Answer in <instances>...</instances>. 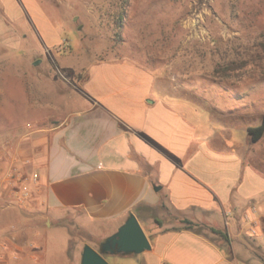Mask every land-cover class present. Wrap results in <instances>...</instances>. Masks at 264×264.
<instances>
[{
	"label": "crops",
	"instance_id": "crops-1",
	"mask_svg": "<svg viewBox=\"0 0 264 264\" xmlns=\"http://www.w3.org/2000/svg\"><path fill=\"white\" fill-rule=\"evenodd\" d=\"M32 2L0 0V7L14 18V7L28 13ZM145 64L130 57L91 62L76 88L83 107L56 126L26 134V158L18 164H29L37 181L30 184L27 210L15 219L20 225L12 222L0 234L4 264H42L45 230L68 215L98 250L129 214L146 226L151 247L105 254L109 264H264V239H258L264 237V135L253 142L245 123L244 144L238 143L228 116L214 121L190 110L179 94L171 101L181 84ZM254 144L260 153L252 151ZM252 205L254 233L243 218ZM175 217L220 230L226 240L168 225ZM18 231L30 236L21 247Z\"/></svg>",
	"mask_w": 264,
	"mask_h": 264
},
{
	"label": "rangeland",
	"instance_id": "rangeland-1",
	"mask_svg": "<svg viewBox=\"0 0 264 264\" xmlns=\"http://www.w3.org/2000/svg\"><path fill=\"white\" fill-rule=\"evenodd\" d=\"M32 4L28 13L14 7L18 13L14 18L3 15L0 7V176L11 163L18 173L31 174L29 164H18L26 158V134L56 126L67 113L83 107L76 88L96 60L130 57L164 69L158 76L167 74L172 84H181L170 100H177L178 94L187 97L190 110L212 114L214 121L228 116L238 143L244 144L245 123H260L264 0H34ZM252 151L260 148L254 144ZM8 193L0 185V234L12 222L20 225L15 219L27 210ZM168 225L183 224L175 217ZM202 232L215 238L208 229ZM24 233L15 234L20 247L30 237ZM43 236L42 264H76L82 245L96 242L72 215Z\"/></svg>",
	"mask_w": 264,
	"mask_h": 264
},
{
	"label": "water",
	"instance_id": "water-1",
	"mask_svg": "<svg viewBox=\"0 0 264 264\" xmlns=\"http://www.w3.org/2000/svg\"><path fill=\"white\" fill-rule=\"evenodd\" d=\"M159 188L154 187L155 190ZM150 247L148 237L137 217L129 214L117 230L100 243L98 250L88 244L83 245L80 264H108L105 254H139Z\"/></svg>",
	"mask_w": 264,
	"mask_h": 264
},
{
	"label": "built area",
	"instance_id": "built-area-1",
	"mask_svg": "<svg viewBox=\"0 0 264 264\" xmlns=\"http://www.w3.org/2000/svg\"><path fill=\"white\" fill-rule=\"evenodd\" d=\"M12 165L13 164L11 163L10 166H8V168L2 173V175L0 176V182L1 185H3L5 189H7L9 195H11V198L15 200L20 206L26 208L28 206L27 202L30 199V184L36 183L37 175L35 173L23 175L21 173H18L16 168ZM254 212L255 207L252 205L249 207L248 211L243 213V218L250 224V231L252 233L255 232L256 224L252 220L250 213ZM29 247L35 249V246L33 244H29ZM2 248L6 249V243L2 245ZM4 260L5 258L3 256H0V264H4Z\"/></svg>",
	"mask_w": 264,
	"mask_h": 264
},
{
	"label": "trees",
	"instance_id": "trees-1",
	"mask_svg": "<svg viewBox=\"0 0 264 264\" xmlns=\"http://www.w3.org/2000/svg\"><path fill=\"white\" fill-rule=\"evenodd\" d=\"M247 133L253 142L258 141L264 135V114L262 115L261 121L258 125L249 126L247 128ZM181 223L183 225L179 228L190 229V230H195V231H199V232L202 231L201 226L194 224L187 219L181 220ZM209 231L212 234L218 235L220 238H223L226 240V235L222 231L214 229V228H209ZM263 263H264V261H263Z\"/></svg>",
	"mask_w": 264,
	"mask_h": 264
}]
</instances>
